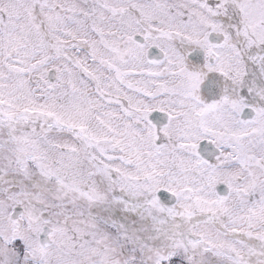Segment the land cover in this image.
Returning <instances> with one entry per match:
<instances>
[{
    "label": "snow or ice",
    "instance_id": "obj_1",
    "mask_svg": "<svg viewBox=\"0 0 264 264\" xmlns=\"http://www.w3.org/2000/svg\"><path fill=\"white\" fill-rule=\"evenodd\" d=\"M0 264H264V0H0Z\"/></svg>",
    "mask_w": 264,
    "mask_h": 264
}]
</instances>
